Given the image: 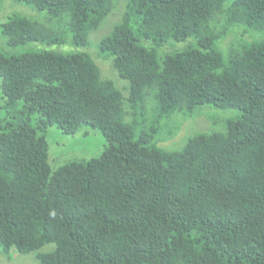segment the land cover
I'll use <instances>...</instances> for the list:
<instances>
[{
	"label": "trees",
	"instance_id": "1",
	"mask_svg": "<svg viewBox=\"0 0 264 264\" xmlns=\"http://www.w3.org/2000/svg\"><path fill=\"white\" fill-rule=\"evenodd\" d=\"M17 1L48 19L11 14V48L86 46L123 3L93 43L129 86L125 97L85 50L0 48L1 251H37L38 264H264V37L245 36L264 31V0ZM207 104L240 116L181 149L159 145L165 119ZM84 124L105 136L102 154L53 167L49 126Z\"/></svg>",
	"mask_w": 264,
	"mask_h": 264
},
{
	"label": "rangeland",
	"instance_id": "2",
	"mask_svg": "<svg viewBox=\"0 0 264 264\" xmlns=\"http://www.w3.org/2000/svg\"><path fill=\"white\" fill-rule=\"evenodd\" d=\"M120 10L118 7L107 16L104 23L100 28L93 31V40H90L86 46H78L70 43L69 39L61 44H45L42 42H30L26 45L11 48L7 42L6 38L2 34L1 24L8 19L11 14L18 13L22 15H27L35 19L46 21L48 19V13L46 10L38 11L33 6L17 0H1L0 3V48L8 53L21 52L27 49H53L59 52H70V51H87L89 52L95 61L101 63V75L104 79L112 80L115 85L122 91L123 95L127 97L129 82L125 78L121 77L119 72L113 66V61L111 58L102 56L98 43L95 46L93 41L100 39L105 34L109 32L111 27L115 22L122 18V7L123 3L120 5ZM239 27V26H238ZM245 27V26H240ZM252 33L247 32L245 36L252 37H264V31L251 30ZM257 32V33H256ZM91 33V34H92ZM225 39V40H224ZM227 37L223 38L219 42L224 43ZM192 38H188L182 41L170 40L167 45L171 46L170 49L164 48V46L159 47L160 52H165L169 50H177L184 48L189 44L193 43ZM224 46V45H223ZM222 46V47H223ZM221 47V46H220ZM222 49V48H221ZM100 55V56H99ZM104 57V58H102ZM98 60V61H97ZM102 67V68H101ZM1 81V77H0ZM3 99H0V106L2 107L4 103H1ZM6 109L2 108L0 110V115L5 114ZM240 116V111L236 108L222 109L211 104L200 106L190 114H178L174 117H170L163 121L161 131L159 133V145L166 147L170 150L181 149L187 138L200 131H220L224 129V122L228 118ZM176 129L174 133H170L172 129ZM47 138L49 142V157L50 162L53 167H58L70 160H87L93 157H98L102 154L107 144V140L103 133L88 124L82 125V127L75 133L63 132L58 126H49L47 130ZM48 246H53L49 244ZM46 249V248H44ZM43 249V250H44ZM39 259L36 252L21 253L12 252V256H7L1 251L0 248V264H38Z\"/></svg>",
	"mask_w": 264,
	"mask_h": 264
}]
</instances>
